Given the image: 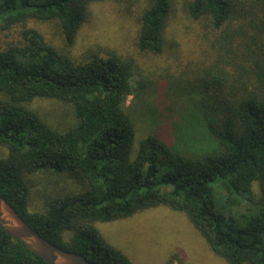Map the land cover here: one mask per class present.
<instances>
[{"label":"trees","instance_id":"16d2710c","mask_svg":"<svg viewBox=\"0 0 264 264\" xmlns=\"http://www.w3.org/2000/svg\"><path fill=\"white\" fill-rule=\"evenodd\" d=\"M94 1L0 0V31L28 19L57 21L65 41L61 49L26 28L23 41L0 49V194L43 237L96 264H134L101 240L96 222L158 206L186 214L230 264H264V0H188L189 18L215 33L206 36L202 73L189 77L206 89L181 118L206 139L185 137L177 121L171 145L139 136L128 99L141 106L151 89L133 59L115 50L81 60L69 54ZM172 7L173 0H149L137 35L142 52L164 51ZM38 99L65 103L75 120L53 123L32 106ZM42 170H75L88 187L33 212L23 174ZM217 192L235 216L216 208ZM75 224L86 228L66 240ZM0 264L50 263L0 228Z\"/></svg>","mask_w":264,"mask_h":264},{"label":"rangeland","instance_id":"374dc122","mask_svg":"<svg viewBox=\"0 0 264 264\" xmlns=\"http://www.w3.org/2000/svg\"><path fill=\"white\" fill-rule=\"evenodd\" d=\"M148 2H92L87 21L79 30L75 44L69 47V54L81 60L91 52L115 50L119 55L133 59L138 66L137 78L145 77L151 89L145 94L146 101L143 100L141 106L133 102L134 97L128 99V105L133 106L139 136L153 133L171 145L176 142L175 126L180 121L184 130L182 134L202 143L206 139L202 130H187L188 124H184L181 118L189 109L190 97H199L201 87L206 89L204 85L197 86L198 82L189 77L199 71L202 73L205 50L211 52L206 36L214 31L189 18L186 10L188 0H173L165 27L164 51L161 54L142 52L138 48L137 35L140 17ZM26 28L37 29L47 42L64 49V36L57 21L39 19H28L9 30L0 31V49L23 41ZM198 31L202 36L197 35ZM135 105H138L137 109ZM32 106L53 123L65 125L75 120L71 107L60 101L38 99ZM23 176L30 188L29 209L33 212H46L51 200L88 187L87 180L75 170H42L25 172ZM215 196L216 208L220 212L227 217L238 213L236 208L225 206L218 192ZM85 226L73 225L65 231V239L70 240ZM94 226L102 241L121 250L134 264H230L213 252L186 214L167 206L145 209L111 222H96Z\"/></svg>","mask_w":264,"mask_h":264},{"label":"water","instance_id":"95a60500","mask_svg":"<svg viewBox=\"0 0 264 264\" xmlns=\"http://www.w3.org/2000/svg\"><path fill=\"white\" fill-rule=\"evenodd\" d=\"M0 228L50 264H96L83 254L55 245L35 231L0 194Z\"/></svg>","mask_w":264,"mask_h":264}]
</instances>
